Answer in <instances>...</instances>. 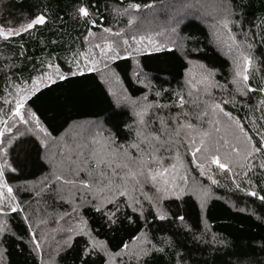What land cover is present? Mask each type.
I'll use <instances>...</instances> for the list:
<instances>
[{"label": "trees", "instance_id": "obj_1", "mask_svg": "<svg viewBox=\"0 0 264 264\" xmlns=\"http://www.w3.org/2000/svg\"><path fill=\"white\" fill-rule=\"evenodd\" d=\"M152 12L159 18L156 29L176 31L181 47L167 42L129 54L134 45L122 46L120 56L108 62L123 93L117 100L100 71L90 67L95 57L87 56L95 52H88L94 50L89 38L110 30L116 43L129 31V14ZM39 16L44 23L0 37V173L12 189H2L6 198H0L4 264H41L33 237L40 222L44 231L61 232L66 241L53 252L56 264H107V254L122 253L142 236L147 252L119 264H264V0H0L1 27H19ZM211 20L222 30L225 23L230 26L241 53L236 65L216 43ZM245 57L251 61L248 79L233 80ZM191 61L213 75L204 97H189ZM22 98L21 118L14 109ZM158 107L192 122L202 114L220 133L217 124L224 120L244 140L246 154L223 169L212 162L213 155L202 159L196 153V161L184 155L186 172L207 188L206 198L179 185L160 200H135L136 188L126 178L107 202L92 199L89 189L75 192L76 198L61 192L63 182L50 173L43 132L57 141L72 125L93 122L121 147L141 146L149 137L156 138L150 146L157 147L170 132L149 112ZM82 156L70 160L77 165L71 169L90 183L94 158ZM35 233L41 241L44 232ZM90 239L100 246L91 247Z\"/></svg>", "mask_w": 264, "mask_h": 264}, {"label": "rangeland", "instance_id": "obj_2", "mask_svg": "<svg viewBox=\"0 0 264 264\" xmlns=\"http://www.w3.org/2000/svg\"><path fill=\"white\" fill-rule=\"evenodd\" d=\"M192 9L193 8H191V10ZM199 16L204 17V13L201 12ZM128 18L131 20L129 24L130 27H128L129 31L128 29L122 31L123 36L120 41L116 43L112 41L115 34L110 30L105 31L97 37L91 36L89 38L90 44L93 45L89 48H94V50H88V52H95L87 56L88 60L90 57H95L93 62L90 63L92 64L90 67L97 68L100 71L108 89L117 100L123 97V93L120 84L108 66V62L112 58L120 56L122 50H124L122 46L128 48L134 45L129 54H132L134 49L160 48L165 43L167 44V42L173 46L181 47V39L177 37L176 31H172V29H168L169 31L166 29L161 31L156 29L159 28L157 26L159 18L154 12L150 14L141 13L140 15L132 13L129 14ZM169 19L171 21L177 20V22H182L185 18L181 16H169ZM27 24L9 28L0 26V29L7 33L9 29L19 30L26 27ZM210 26L212 29L214 28L212 32L216 43L223 52L228 55L230 54L233 65H236L241 53H237L240 48H237L235 45L236 38H233L230 34V26L222 30V27L220 24L218 25L216 20H211L209 27ZM23 32L25 31H20V33ZM154 32L158 33L154 35ZM131 33L134 34L132 39L129 36L125 37V34L131 35ZM11 36H15V34ZM0 37L4 38L2 36ZM244 64V69L241 71L238 69L237 72L239 71L245 74V67H248L249 64L246 65L245 61ZM237 72L232 76L233 80L242 81L243 77L237 76ZM186 81L189 97L195 99L197 95L202 94L204 97L210 93L209 90H211L212 87L213 75L203 65L191 61ZM210 98H212V96H210ZM23 102L24 98L18 101V104L23 105ZM179 108H181V106H179ZM16 109L17 107L14 109V113ZM22 109L23 106L20 110ZM149 112H152L154 116H160L159 118L164 128L170 131L167 137L157 140V142H159L157 147L154 145L150 146V144L154 143V141H150L151 138L155 137H149L144 144L138 147H132V145L125 148L121 147L115 143L116 141L111 134H107L99 124L93 122L72 125L67 133L57 141H51L42 131L43 142L45 146L49 147L46 150V155L50 160L51 176L63 182L61 192L67 193L68 196L71 194L72 198H76L75 192L81 189L84 191H86L85 189H89L90 192H86L90 193L92 199H100L103 202H107L113 197V194L120 192L119 184H124L122 178H126L127 183H132L134 185L133 189L136 188V194L133 195V191L131 190H126V193H132L135 200H160L164 195L169 193V190L178 191L180 189L179 185H186L187 188H190L195 192L194 194L202 200L203 197H207L209 191L207 188L199 187L197 183L192 181L190 173L186 172L187 158H185L184 155H186V153L192 154L194 151V147L191 146L193 140L195 141V146L201 149L196 153L204 156L202 159L209 155H213L215 158H217L215 155H220L224 159L222 162L221 159H218L221 163L225 164V166L229 165L228 163L235 164L246 154L247 149L244 140L237 131L235 132L229 128V123L224 120L221 121V124H217L218 129L222 130V133H220L213 131L211 127H208L204 123L205 118H203L202 114L200 116V114L197 113V115H199L198 120L192 122L186 121L185 115H182L179 111H174V109L158 107L149 110ZM188 124H191L192 128L186 127ZM201 139H203V144H201ZM186 141L188 145H186ZM58 145H60V149L62 151L64 150L65 153L58 151ZM143 149L145 151H143ZM82 152L91 154V157L94 158V164L96 165L95 171H92L90 183L79 180L76 171L71 169L72 167L76 168L77 165L70 160L72 158L79 160L80 157H83ZM194 160L196 161L195 157ZM124 165H127V167ZM1 168L2 163L0 161V171ZM165 169H167V171H164ZM129 170L136 173L134 178L129 175ZM150 171L153 174H163L158 175L156 179L153 180L149 174ZM57 172L65 176L58 177ZM124 186L126 187V185ZM2 189L8 192V188L4 185L0 175V198L5 200L4 198H6V195L3 193ZM148 190L150 191L149 193L147 192ZM45 225L46 224L40 222L37 227H35L36 229H33L34 242L38 248L41 264H56L53 252H56L64 246L66 241L63 236H61V232L56 235V231H51L50 233L44 231L47 229ZM36 231L39 233L44 232L42 233L41 241L36 238ZM90 241L91 247L95 248L96 246H100V244L93 239H90ZM147 250V239L145 236H142L132 245L128 246L122 253L115 255L107 254V264H119L122 259L129 260L138 258L145 254ZM0 264H4L1 250Z\"/></svg>", "mask_w": 264, "mask_h": 264}, {"label": "snow or ice", "instance_id": "obj_3", "mask_svg": "<svg viewBox=\"0 0 264 264\" xmlns=\"http://www.w3.org/2000/svg\"><path fill=\"white\" fill-rule=\"evenodd\" d=\"M79 11H80V13H81L82 15H84V16H87V15H88L87 10H86L85 8H83V7H81V8L79 9ZM42 23H44V17H43V16H39V17L35 18L34 20H32L30 23H28V24L26 25V27H24V28H22V29H19V30H12V29H9L7 33H5L2 29H0V36H2V37H4L5 39H7V38H8L9 36H11V35H14V34H15V35H19V34H20V31H26V30H28V29H31L34 25L42 24ZM224 26L227 27V24H225ZM245 61H246V65L251 63V61L248 60L247 57H245ZM246 72H247V67H245V73H246ZM237 76H242L244 80H247V79H248V76H247L246 74L241 73V72H239V71L237 72ZM61 78H63V77H61ZM181 103H183V100H181ZM22 106H23L22 104H18V105H17V109H16V112H15V115H16V116H21L20 108H21ZM215 107H216V108H219L220 105L217 104V105H215ZM21 118H22V116H21ZM186 127H188V128H192V125H191V124H188V125H186ZM202 135H203V134H202ZM157 139H158V137H157ZM201 144H203V139H201ZM191 146L194 147V151L192 152V155L195 157L196 152H199L201 149H200V147H196V146H195V141H194V140H193ZM132 147H138V145H135V144H134V145H132ZM212 162L215 163V164H217L218 167H220L221 169L225 168V164L221 163V162L219 161L218 158L213 157V158H212ZM124 166L127 167V165H124ZM164 171H167V169H165ZM149 174L151 175V178H152L153 180H155L156 177H157L158 175H162L163 173H154V174H153V173L150 171ZM0 175H2V173H0ZM129 175H131V176L134 178L135 175H136V173H133V172H131V170H129ZM11 191H12V189H11V188H8V192H11ZM252 195H255V193H252ZM261 199H264V197H261ZM13 211H15V209H13ZM161 218H163V217H161Z\"/></svg>", "mask_w": 264, "mask_h": 264}]
</instances>
